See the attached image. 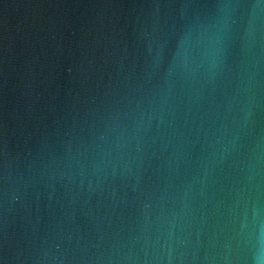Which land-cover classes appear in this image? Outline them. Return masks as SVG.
<instances>
[{
    "label": "water",
    "instance_id": "95a60500",
    "mask_svg": "<svg viewBox=\"0 0 264 264\" xmlns=\"http://www.w3.org/2000/svg\"><path fill=\"white\" fill-rule=\"evenodd\" d=\"M0 264H264V0H0Z\"/></svg>",
    "mask_w": 264,
    "mask_h": 264
}]
</instances>
